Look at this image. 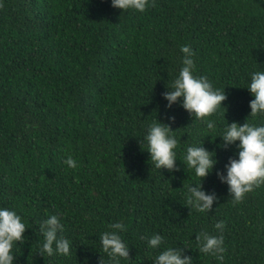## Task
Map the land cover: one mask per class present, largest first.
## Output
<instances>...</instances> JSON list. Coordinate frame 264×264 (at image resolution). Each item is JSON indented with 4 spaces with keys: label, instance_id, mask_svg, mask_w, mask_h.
Wrapping results in <instances>:
<instances>
[{
    "label": "trees",
    "instance_id": "trees-1",
    "mask_svg": "<svg viewBox=\"0 0 264 264\" xmlns=\"http://www.w3.org/2000/svg\"><path fill=\"white\" fill-rule=\"evenodd\" d=\"M182 45L195 52V74L227 96L209 117L215 132L163 98ZM260 70L264 0H150L143 13L110 0H0V207L28 227L13 245L14 264H111L99 237L116 222L127 226L129 245L120 264H153L168 247L193 264H264V184L235 202L217 172L238 150L216 137L227 123L264 124L249 116L254 97L244 88ZM156 120L178 139L172 172L140 147ZM202 143L218 161L202 180L217 196L205 213L187 204L200 178L181 161L186 146ZM69 155L76 169L64 164ZM50 214L61 218L69 256L40 251L39 225ZM201 232L223 235V262L198 251ZM153 234L164 238L157 249L146 243Z\"/></svg>",
    "mask_w": 264,
    "mask_h": 264
},
{
    "label": "clouds",
    "instance_id": "clouds-1",
    "mask_svg": "<svg viewBox=\"0 0 264 264\" xmlns=\"http://www.w3.org/2000/svg\"><path fill=\"white\" fill-rule=\"evenodd\" d=\"M114 9L123 11L134 10L145 12L150 0H110ZM182 67L179 74L171 83L168 91L163 93L167 101V107L171 108L179 103L192 117L203 120L206 129L211 133L217 131V121L209 119L217 114L218 109L227 99L224 89L214 88L207 76L195 74V52L188 45H182ZM254 99L250 100V115L253 118L264 116V70L253 71L247 86ZM224 115V114H223ZM174 122L175 117H168ZM170 123H162L156 120L146 127L143 140L150 154V161L156 169H167L172 172L177 170L178 139L173 134ZM222 140L221 147L235 145L238 158H229L225 164V172H217L221 183H226L229 192L235 202H240L244 195L264 184V124L248 123L240 124L232 122L225 126L222 133L217 134ZM238 142V143H237ZM181 160V159H179ZM186 168L192 170L199 183L190 185L186 192L187 204L200 213L209 212L214 201L217 200L215 193L206 194L202 187V180L213 172L218 163L215 152L209 151L202 144L188 145L183 150L181 160ZM64 164L70 169L78 167L76 159L69 155ZM40 232L43 234V242L40 251L49 256L54 254L69 256L71 254V242L64 238L61 233L64 225L61 218L56 214H50L40 222ZM215 228L220 233L225 228V222L219 221ZM28 229L26 222L18 212L12 208L0 207V264H14L13 245L25 240L24 233ZM111 230L103 232L100 244L103 252L107 254L111 264H120L121 259L129 258V245L122 238L121 233L127 231L124 223L116 222L110 226ZM163 236L153 234L146 239L148 248L157 249L163 244ZM198 251L213 256L217 261L223 262L226 248L223 235H211L201 232L196 235ZM153 264H193L192 257L182 255V250L174 247L163 249L154 259Z\"/></svg>",
    "mask_w": 264,
    "mask_h": 264
}]
</instances>
